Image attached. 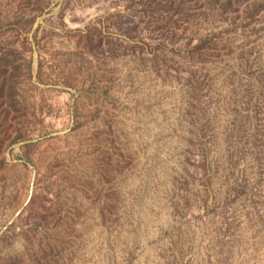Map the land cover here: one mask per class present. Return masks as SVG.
Returning <instances> with one entry per match:
<instances>
[{"label":"rangeland","instance_id":"374dc122","mask_svg":"<svg viewBox=\"0 0 264 264\" xmlns=\"http://www.w3.org/2000/svg\"><path fill=\"white\" fill-rule=\"evenodd\" d=\"M0 264H264V0H0Z\"/></svg>","mask_w":264,"mask_h":264}]
</instances>
